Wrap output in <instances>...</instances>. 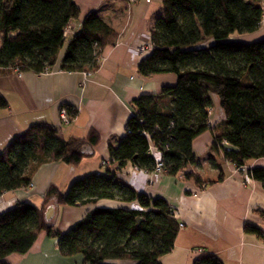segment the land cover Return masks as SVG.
Segmentation results:
<instances>
[{"label":"trees","instance_id":"16d2710c","mask_svg":"<svg viewBox=\"0 0 264 264\" xmlns=\"http://www.w3.org/2000/svg\"><path fill=\"white\" fill-rule=\"evenodd\" d=\"M162 6L163 15L151 31L153 50L138 69L148 78L175 75V86L132 102L134 113L124 135L109 148L115 167L72 181L66 192L51 185L40 206L18 202L0 213V264H8L5 259L11 254L28 253L42 232L57 240L63 256L80 254L86 264H161L174 249L180 230L175 211L164 198L138 192L118 174L129 163L154 173V149L161 154L163 173L183 174L200 185L201 178L191 170L198 164L193 143L209 129L214 152L225 141L239 149L224 150L225 159L237 168L264 158V39L231 40L260 29L262 0H164ZM79 16L75 0H0V68L43 73L58 65L65 72H96L103 50L116 43L118 33L91 13L80 30L66 38L65 29ZM213 96L218 97L225 120L211 127ZM7 107L0 96V108ZM65 108L73 121L78 110ZM59 132L54 126L33 124L5 147L0 153V197L29 187L42 164L78 166L87 156V146L94 148L101 141L96 131L71 140ZM210 161L222 180L221 166L212 156ZM247 174L264 185V167L248 169ZM100 200L122 205L95 208L65 232L46 218L51 201L86 206ZM138 218L143 220L139 223ZM245 230L263 235L250 224ZM193 264L223 262L203 252Z\"/></svg>","mask_w":264,"mask_h":264},{"label":"crops","instance_id":"0c3cea01","mask_svg":"<svg viewBox=\"0 0 264 264\" xmlns=\"http://www.w3.org/2000/svg\"><path fill=\"white\" fill-rule=\"evenodd\" d=\"M75 1L80 16L72 23L74 32L80 30L87 15L96 13L117 31V41L105 47L99 69L89 77L86 72L62 71L58 65L43 73L22 72L21 76L16 69L0 68V96L8 103L7 108H0V153L33 124L59 128L65 140L85 138L90 131H96L101 141L94 148L87 146V156L78 166L63 162L40 165L32 175V186L0 197V213L18 202L40 206L51 185L66 192L72 181L115 167L111 164L109 148L117 145L124 135L134 113L132 102L177 82L175 75L148 78L138 69L146 56L137 49L151 42V31L163 15L164 0H136L134 4L128 0ZM262 7L264 10V0ZM261 39H264V18L258 31L231 38L247 43ZM213 100L211 127L225 120L218 97L213 96ZM68 105L76 108L78 115L64 124L60 111ZM213 141L209 129L193 143L198 164L191 170L201 178L200 185L186 180L183 174L146 173L131 163L118 174L122 182L138 192L164 198L175 211L180 230L174 249L161 258V264H193L203 252L215 255L223 264H264V185L247 174L248 169L264 167V158L249 160L239 169L225 159L223 148L213 151ZM211 156L221 166L222 180H219L220 171L211 165ZM104 161L107 166L103 165ZM121 205L112 200L86 206H62L51 201L47 210L52 207L53 212L48 220L65 232L95 208ZM130 207L138 208V205ZM249 224L260 228L263 235L247 233L245 227ZM5 262L86 264L80 254L63 256L57 240L46 232L39 235L28 253L11 254ZM116 264L132 263L117 261Z\"/></svg>","mask_w":264,"mask_h":264},{"label":"built area","instance_id":"2783aa9c","mask_svg":"<svg viewBox=\"0 0 264 264\" xmlns=\"http://www.w3.org/2000/svg\"><path fill=\"white\" fill-rule=\"evenodd\" d=\"M131 4H134L136 3V0H128ZM73 21L67 26V28L65 29V36L66 38H69L71 35H73L74 33V26H73ZM153 50V44L152 42L148 43V44H142L138 47L137 51L139 52L140 55L142 56H147L151 53V51ZM101 61V57H100V60L99 62ZM18 71V70H17ZM19 75L21 76V72H19ZM91 73H85L86 77H89ZM60 117H61V120L63 121L62 123L64 124H69L70 121H69V116H68V113H67V110L66 109H62L60 111ZM153 153L157 159V168H156V171L154 173H162L163 170H164V166H163V162H162V159H161V154L159 152H157L156 150L153 149ZM103 165H107V162L104 161L103 162ZM136 168V167H135ZM32 186V184L30 185ZM197 195V194H195Z\"/></svg>","mask_w":264,"mask_h":264},{"label":"water","instance_id":"95a60500","mask_svg":"<svg viewBox=\"0 0 264 264\" xmlns=\"http://www.w3.org/2000/svg\"><path fill=\"white\" fill-rule=\"evenodd\" d=\"M222 148H223L224 150H227V151H233V152H238V151H239V149H238L237 147H235L234 145L229 144V143L226 142V141L222 143ZM52 212H53V208H52V207H50V208L46 211V218H47V219L50 218ZM137 220H138V222L140 223L143 219H142V218H138Z\"/></svg>","mask_w":264,"mask_h":264},{"label":"rangeland","instance_id":"374dc122","mask_svg":"<svg viewBox=\"0 0 264 264\" xmlns=\"http://www.w3.org/2000/svg\"><path fill=\"white\" fill-rule=\"evenodd\" d=\"M130 3V2H129ZM22 73V72H21ZM63 109H66V108H63ZM60 119H61V117H60ZM61 122H63L62 120H61Z\"/></svg>","mask_w":264,"mask_h":264}]
</instances>
